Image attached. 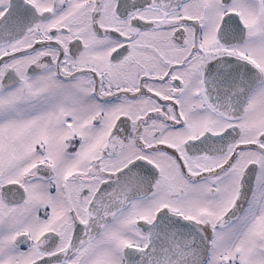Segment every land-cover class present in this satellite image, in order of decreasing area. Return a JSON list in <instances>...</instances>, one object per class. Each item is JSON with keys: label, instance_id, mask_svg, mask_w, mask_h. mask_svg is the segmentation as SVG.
Listing matches in <instances>:
<instances>
[{"label": "snow or ice", "instance_id": "1", "mask_svg": "<svg viewBox=\"0 0 264 264\" xmlns=\"http://www.w3.org/2000/svg\"><path fill=\"white\" fill-rule=\"evenodd\" d=\"M0 264H264V0H0Z\"/></svg>", "mask_w": 264, "mask_h": 264}]
</instances>
